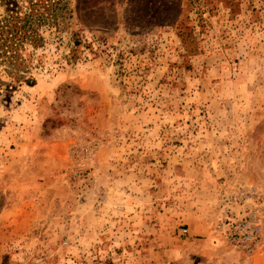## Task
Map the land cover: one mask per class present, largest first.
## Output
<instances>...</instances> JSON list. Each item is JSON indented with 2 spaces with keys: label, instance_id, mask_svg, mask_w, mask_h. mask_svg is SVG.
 I'll use <instances>...</instances> for the list:
<instances>
[{
  "label": "rangeland",
  "instance_id": "374dc122",
  "mask_svg": "<svg viewBox=\"0 0 264 264\" xmlns=\"http://www.w3.org/2000/svg\"><path fill=\"white\" fill-rule=\"evenodd\" d=\"M64 4L0 66V264H264V0Z\"/></svg>",
  "mask_w": 264,
  "mask_h": 264
},
{
  "label": "trees",
  "instance_id": "16d2710c",
  "mask_svg": "<svg viewBox=\"0 0 264 264\" xmlns=\"http://www.w3.org/2000/svg\"><path fill=\"white\" fill-rule=\"evenodd\" d=\"M0 1L6 7V16L0 19V66L8 73H21L28 47L37 49L43 43L40 30L58 25L64 0Z\"/></svg>",
  "mask_w": 264,
  "mask_h": 264
},
{
  "label": "built area",
  "instance_id": "2783aa9c",
  "mask_svg": "<svg viewBox=\"0 0 264 264\" xmlns=\"http://www.w3.org/2000/svg\"><path fill=\"white\" fill-rule=\"evenodd\" d=\"M224 234L229 245L247 255L257 253L264 245L255 216L247 211H240L238 214L231 213L224 223Z\"/></svg>",
  "mask_w": 264,
  "mask_h": 264
}]
</instances>
